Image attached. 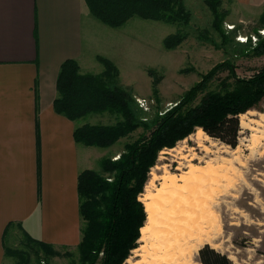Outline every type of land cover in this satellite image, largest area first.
Segmentation results:
<instances>
[{
	"label": "trees",
	"instance_id": "16d2710c",
	"mask_svg": "<svg viewBox=\"0 0 264 264\" xmlns=\"http://www.w3.org/2000/svg\"><path fill=\"white\" fill-rule=\"evenodd\" d=\"M203 1L212 15L210 28L221 37L226 47L232 40L224 30L230 15V10H226L224 5H233L237 0ZM84 2L91 15L111 29L122 28L134 18L177 26L178 31L163 40L167 51L181 47L190 35L183 31L193 22V13L185 0ZM258 23L254 30L257 43L253 45L248 38L249 43L241 45L243 48L233 56L241 53L264 57V35H260V30L264 31V13ZM98 60L104 67V72L99 75L82 73L76 60H68L62 65L54 109L74 123L91 114H111L118 118L112 125H77L75 142L86 148L107 150L139 129L145 130L139 138L123 147L117 159V156L104 157L101 160L102 172L87 169L81 172L78 179L82 222V240L77 247L80 264H124L132 251L139 247L141 229L147 222V212L139 198L144 194L159 154L165 148H174L196 128H202L212 138L236 149L241 131L239 118L259 109L264 102V66L251 77L240 78L235 65L228 59L223 65L215 67L210 76L202 78L201 84L187 91L175 107L163 115L156 114L148 121L142 118V110L133 93L118 83V67L105 57L99 56ZM224 67L228 68L230 75L218 83L216 89H210ZM149 75L157 93L162 79L156 71H149ZM245 238L241 236V239ZM23 245L26 249H7L8 256L14 258L16 264H30V252H35L40 263L41 253L47 258L61 255L54 247L29 237H24ZM238 246L246 247L244 243ZM199 262L235 264L227 255L209 245L200 250Z\"/></svg>",
	"mask_w": 264,
	"mask_h": 264
},
{
	"label": "crops",
	"instance_id": "0c3cea01",
	"mask_svg": "<svg viewBox=\"0 0 264 264\" xmlns=\"http://www.w3.org/2000/svg\"><path fill=\"white\" fill-rule=\"evenodd\" d=\"M93 18L84 0H0V264H16L7 249L20 236L58 251L81 243L78 179L95 153L75 142L81 120L58 114L54 101L66 61L95 75L99 56L116 65L97 44L124 35Z\"/></svg>",
	"mask_w": 264,
	"mask_h": 264
},
{
	"label": "rangeland",
	"instance_id": "374dc122",
	"mask_svg": "<svg viewBox=\"0 0 264 264\" xmlns=\"http://www.w3.org/2000/svg\"><path fill=\"white\" fill-rule=\"evenodd\" d=\"M187 5L193 13V22L183 31L189 32L190 35L176 50L167 51L163 40L166 36L176 33L179 29L177 26L139 18H134L129 24L116 30L124 35V38L120 35L116 43L112 38L106 40L104 36V40L97 44V51L99 49L116 63L120 71L118 83L133 93L144 120L151 121L156 114L163 115L171 110L187 91L201 84L202 78L210 76L215 67L223 65L228 59L235 65L236 74L240 78H249L257 69L264 66V57L246 56L241 53L233 56L236 51L243 48L241 45L249 43L248 38L252 40L253 45L257 43L258 37L255 36L254 30L259 25L264 6L246 9L238 4L224 5L226 10H230L224 30L232 40L225 47L221 37L210 28L212 15L202 0H187ZM94 21L103 29H110L96 19ZM101 35L103 34L100 33L99 36ZM260 35H264L263 30H260ZM220 70L218 77L210 86L212 90L230 75L227 67ZM149 71H156L158 77L162 79L157 86V93L154 91L153 78ZM251 112L255 115H249L250 119L264 116V102L259 109ZM239 119L241 126V117ZM117 121L118 118L111 114H91L80 122L112 125ZM262 124V128L255 125H249L250 129L241 127L239 145L236 149L212 138L202 128H196L193 134L178 142L174 148H165L159 154L157 165L150 172L149 181L141 197L146 195L148 190L154 191L160 186L162 182L160 176L164 175L166 167L179 176H189L186 174L188 163L185 162L183 167L179 166L177 157H180L181 153L188 155L189 159L195 157V164L203 171L200 175L206 174L209 178L215 177L220 180L222 191L214 201L211 200L214 198L212 190L208 189L206 193L209 201L214 203L211 204L218 216L220 227L215 234L216 237L195 254L196 262H199L200 250L209 245L212 249L227 255L235 264H264V120ZM253 127L259 130L256 131ZM200 129L205 134L203 142L209 146V153L198 147L195 141L196 133ZM143 133L145 130L139 129L107 150L91 148L95 155L92 162L86 166L102 172L101 160L104 157H116L127 143L135 141ZM255 134L259 136L257 140L254 139ZM117 158L118 156L115 159ZM153 171L158 177V180L154 181V187L150 185ZM202 176L201 179L190 178L184 184L188 183L190 188L199 186L204 182ZM242 235L246 237L245 240L241 239ZM23 240L22 236L17 237L16 241L9 245L16 250L26 249ZM138 243L137 249H142L144 246L151 247L155 240L153 237L149 242L139 240ZM242 243L246 247L238 246ZM60 252V256L51 258L41 253V263L35 252H30V264H80L77 249ZM140 259L132 251L128 260L135 263ZM128 260L124 264H129Z\"/></svg>",
	"mask_w": 264,
	"mask_h": 264
},
{
	"label": "bare ground",
	"instance_id": "6f19581e",
	"mask_svg": "<svg viewBox=\"0 0 264 264\" xmlns=\"http://www.w3.org/2000/svg\"><path fill=\"white\" fill-rule=\"evenodd\" d=\"M249 115L255 114L250 111L241 115V127H263L264 116L250 119ZM253 129L259 130L254 127ZM204 135L200 129L196 133L195 141L198 147L209 153V146L203 142ZM254 137L255 140L259 138L256 134ZM180 155L177 157L179 166L183 167L187 162L186 174L189 176H179L166 167L164 175L160 176V186L154 191L148 190V193L140 198L148 215L146 225L141 229L140 241L149 242L154 237L155 243L151 247L144 246L134 250L135 256L141 259L135 263L128 260L129 264H201L195 261V254L216 237L220 226L212 204L222 191L220 180L209 178L206 174L200 175L203 171L195 164V157L189 159L188 155ZM151 175L153 179L150 185L154 187V181L158 180V177L154 171ZM200 176L204 182L199 186L190 188L188 183L184 184L190 178L201 179ZM208 189L214 194L212 202L206 194Z\"/></svg>",
	"mask_w": 264,
	"mask_h": 264
}]
</instances>
